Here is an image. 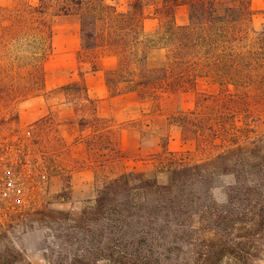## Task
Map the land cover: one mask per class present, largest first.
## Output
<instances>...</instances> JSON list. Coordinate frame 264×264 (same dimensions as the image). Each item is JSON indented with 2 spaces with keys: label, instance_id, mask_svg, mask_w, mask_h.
<instances>
[{
  "label": "rangeland",
  "instance_id": "1",
  "mask_svg": "<svg viewBox=\"0 0 264 264\" xmlns=\"http://www.w3.org/2000/svg\"><path fill=\"white\" fill-rule=\"evenodd\" d=\"M186 2L0 0V264H50L45 248L51 228L57 227L54 218H77L111 180L125 175L131 183L156 179L165 184L176 167L204 166L251 143L264 149V96L212 77H198L194 83L189 79L177 88L166 83L139 86L135 92L123 85L121 94L131 93L138 104L127 114L129 123L127 115L120 121L98 118L96 102L87 98L82 81L45 93L47 114L26 116L22 103L44 90L43 62L53 55L54 42L78 40L79 64L95 67L100 57H114V69L106 72L112 78L123 59L119 37L128 41L127 50L141 46L132 42L136 27L131 15L142 9L143 38H163L173 20L177 26L187 21L183 9L176 11ZM262 7L264 0H251L253 16L246 25L252 36L264 28ZM159 48L149 55L154 62L166 56ZM109 92L114 96L116 90ZM60 104L75 114L59 111ZM120 129L139 136V153L134 147L119 149ZM84 168L93 169V185L74 188L71 171ZM215 182L212 196L223 204L235 176L220 175ZM7 188L8 195L2 196ZM260 246L259 257L248 264H264V243ZM60 259L57 254L53 262Z\"/></svg>",
  "mask_w": 264,
  "mask_h": 264
},
{
  "label": "trees",
  "instance_id": "2",
  "mask_svg": "<svg viewBox=\"0 0 264 264\" xmlns=\"http://www.w3.org/2000/svg\"><path fill=\"white\" fill-rule=\"evenodd\" d=\"M186 3L188 23L173 20L163 38H143L142 9L131 15L132 42L141 46L127 50L128 41L119 37L123 59L106 77L108 89L177 88L212 77L264 96V28L250 34L251 0ZM157 48L167 51L163 62L149 56ZM229 174L235 184L218 204L215 177ZM53 221L57 227L45 248L50 264H248L264 243V149L251 143L204 166L176 167L165 184L121 176L106 183L77 218L59 214ZM57 254L62 259L53 262Z\"/></svg>",
  "mask_w": 264,
  "mask_h": 264
},
{
  "label": "crops",
  "instance_id": "3",
  "mask_svg": "<svg viewBox=\"0 0 264 264\" xmlns=\"http://www.w3.org/2000/svg\"><path fill=\"white\" fill-rule=\"evenodd\" d=\"M253 1L254 0H252V3ZM179 9H183L184 13L186 12L184 16L188 21L186 5H178L176 11ZM262 9H264V7H262ZM174 19L177 21L176 18ZM186 22L179 25H184ZM142 25L145 30L146 22L142 21ZM52 49L53 55L43 62L44 90L41 94H37L31 99H26L22 103L27 117L38 119L44 114H47L45 111L48 108V101L44 94L76 81H82L87 98L96 102L95 114L98 118H113L120 121L123 115H132V111L137 109L138 104L131 100L133 98L131 93L115 94L114 96L110 95L106 83V72L114 69L116 63L114 57H100V62L98 66L95 67L85 62L79 64L75 60V54L80 50V43L74 38L64 40L61 43L59 41L56 43L54 42L52 44ZM59 111L67 112L70 115L72 114V116L75 114L70 106L64 104L59 105ZM136 117L134 116L130 118V120ZM127 120L129 123V116ZM117 137L118 139H116V142H118L119 149L126 150L134 147L135 153L140 152V148H142L141 144H139L140 138L135 132H132V130L120 129L117 133ZM71 177L72 182L75 184V188L80 184L85 187H91L95 176L93 169L84 168L81 171H71Z\"/></svg>",
  "mask_w": 264,
  "mask_h": 264
},
{
  "label": "built area",
  "instance_id": "4",
  "mask_svg": "<svg viewBox=\"0 0 264 264\" xmlns=\"http://www.w3.org/2000/svg\"><path fill=\"white\" fill-rule=\"evenodd\" d=\"M10 185H11V184H9L8 186H10ZM9 191H10L9 188L3 190V192H2V196H7ZM15 191L19 192V190H15Z\"/></svg>",
  "mask_w": 264,
  "mask_h": 264
}]
</instances>
